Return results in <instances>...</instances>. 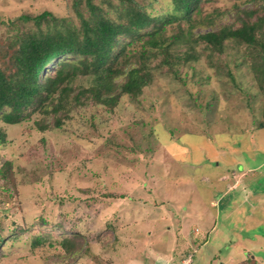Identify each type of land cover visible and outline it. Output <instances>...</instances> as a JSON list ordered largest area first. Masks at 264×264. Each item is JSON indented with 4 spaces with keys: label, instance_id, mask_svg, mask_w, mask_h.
<instances>
[{
    "label": "rangeland",
    "instance_id": "rangeland-1",
    "mask_svg": "<svg viewBox=\"0 0 264 264\" xmlns=\"http://www.w3.org/2000/svg\"><path fill=\"white\" fill-rule=\"evenodd\" d=\"M132 1L178 16L166 35L189 42L172 51L196 58L175 59L177 72L151 60L150 84L113 106L78 100L92 79L83 74L59 86L57 113L51 99L18 123L0 120V264H264V48L228 37L213 50L197 38L247 20L264 39V0H200L190 18L173 0ZM90 2L121 20V0H0V67L15 70L18 35L80 27ZM62 59L75 58L50 60L40 80ZM224 169L239 188L225 191Z\"/></svg>",
    "mask_w": 264,
    "mask_h": 264
},
{
    "label": "trees",
    "instance_id": "trees-1",
    "mask_svg": "<svg viewBox=\"0 0 264 264\" xmlns=\"http://www.w3.org/2000/svg\"><path fill=\"white\" fill-rule=\"evenodd\" d=\"M129 1L127 3L121 0L122 14L119 21L96 10L97 7L90 2L91 15L87 18L82 16L80 27L58 29L55 33L42 32L41 35H18L15 39L17 47L10 52L15 56V70L7 72L0 67V120L10 124L18 123L26 116V111L42 109L51 99L53 111L57 113L65 108L63 99L66 89L60 91L59 86L83 74H89L92 79L89 86L80 85L76 94L78 100L89 94L97 101L113 106L125 93L137 98L143 88L150 84L153 78L151 60H158L156 66L159 69L177 72L174 69L175 59L186 62L196 58L197 55L189 49L176 53L172 51L173 42H189L186 34H177L172 39L166 35V24L178 16L153 15L140 3ZM199 1L173 0L175 10L183 12L182 16L189 18ZM46 15L51 14L43 11L33 18L39 22ZM23 18L31 17L24 15ZM260 26V21L242 20L238 27L227 26L219 31H208L199 34L197 38L213 50H221L228 37L263 49L264 39L257 35ZM13 45L15 44L10 42L6 45V50L13 48ZM5 54L8 55V52L5 51ZM262 54L264 58V52ZM66 55L75 59L55 61L54 76L41 81L40 72L48 62ZM259 70L262 72L260 84L264 89V63ZM56 92L59 93L57 97L54 95ZM57 118V122L61 124L63 118ZM66 119L65 122L71 126V118ZM258 127L264 128V107L263 119ZM0 138L4 139L1 131ZM0 241H4L1 233Z\"/></svg>",
    "mask_w": 264,
    "mask_h": 264
},
{
    "label": "crops",
    "instance_id": "crops-1",
    "mask_svg": "<svg viewBox=\"0 0 264 264\" xmlns=\"http://www.w3.org/2000/svg\"><path fill=\"white\" fill-rule=\"evenodd\" d=\"M213 159H214V157L213 156H210V157H208L206 160H210L212 163H214L213 162ZM218 159V158H217ZM219 161H220V159H219ZM215 162L216 163V165L219 167L220 165V162ZM222 161V160H221ZM200 167L202 166H204V164L203 163H201L200 165H199ZM263 166V165H262ZM262 166H260V165H256V166H253V167H249V168H246V169H243L244 170V172H246L247 173V170H249V171H259V169H261L262 168ZM225 170V169H224ZM243 172V173H244ZM242 173V172H241ZM256 173V172H255ZM204 175H206V177L205 178H207L208 180H209V177H208V174H204ZM243 178V177H242ZM220 181H226V183H228L227 184V188H226V190L225 191H230V190H234V189H237V188H239L240 187V185H241V180H236L237 182L234 184V182H233V178L231 177V175H229V170H225V172H223V173H221L220 174V176H219V178H218ZM214 180V179H213ZM228 180H229V182H228ZM215 181V180H214ZM226 186V185H225ZM213 203H214V205L216 206V203H217V201H213Z\"/></svg>",
    "mask_w": 264,
    "mask_h": 264
}]
</instances>
